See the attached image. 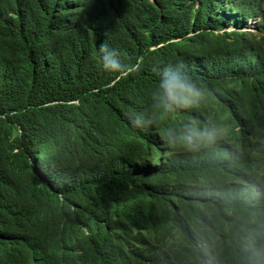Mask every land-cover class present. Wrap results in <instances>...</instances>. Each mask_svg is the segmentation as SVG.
Instances as JSON below:
<instances>
[{"label":"trees","instance_id":"obj_1","mask_svg":"<svg viewBox=\"0 0 264 264\" xmlns=\"http://www.w3.org/2000/svg\"><path fill=\"white\" fill-rule=\"evenodd\" d=\"M260 13L264 0H0V264H261L264 30H242ZM102 42L127 71L102 67ZM177 63L208 98L167 123L225 129L197 151L122 116Z\"/></svg>","mask_w":264,"mask_h":264},{"label":"clouds","instance_id":"obj_2","mask_svg":"<svg viewBox=\"0 0 264 264\" xmlns=\"http://www.w3.org/2000/svg\"><path fill=\"white\" fill-rule=\"evenodd\" d=\"M195 10H199V7ZM263 23L264 14L260 13L248 18L242 30L257 31L261 27L263 31ZM229 26L225 29H236L235 25H231L233 28H228ZM96 55L100 57L102 67L115 75L127 71L130 67L124 61L125 53L117 48H111L107 42L99 44ZM157 74L155 86L140 107L127 109L122 113L130 126L138 129H160L161 136L169 147L188 151H197L200 147L223 138L225 129L213 117L204 121L189 119L179 123H167L173 113L204 105L208 91L201 82L193 78L183 64H168L159 69ZM258 246L264 248V235L260 236ZM252 251L256 252L257 248L254 247ZM247 261L248 257H242L241 264H247ZM261 264H264V260H261Z\"/></svg>","mask_w":264,"mask_h":264},{"label":"rangeland","instance_id":"obj_3","mask_svg":"<svg viewBox=\"0 0 264 264\" xmlns=\"http://www.w3.org/2000/svg\"><path fill=\"white\" fill-rule=\"evenodd\" d=\"M228 28H233L231 25Z\"/></svg>","mask_w":264,"mask_h":264}]
</instances>
